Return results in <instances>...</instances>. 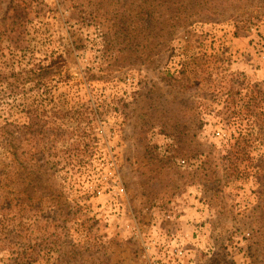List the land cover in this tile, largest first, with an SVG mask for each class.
<instances>
[{"label": "rangeland", "instance_id": "obj_1", "mask_svg": "<svg viewBox=\"0 0 264 264\" xmlns=\"http://www.w3.org/2000/svg\"><path fill=\"white\" fill-rule=\"evenodd\" d=\"M143 1L0 0V180L12 133L28 187L0 182V264H148L166 227L189 235L185 264H264V78L247 71L264 0L162 34L128 19Z\"/></svg>", "mask_w": 264, "mask_h": 264}, {"label": "trees", "instance_id": "obj_2", "mask_svg": "<svg viewBox=\"0 0 264 264\" xmlns=\"http://www.w3.org/2000/svg\"><path fill=\"white\" fill-rule=\"evenodd\" d=\"M214 1L217 0H144L142 2L143 4L136 8H132L126 13L128 14L129 20L131 16L136 18L141 17L143 21L149 23V26L144 30L145 33L154 27V22H156V28L158 30L155 32L160 31L162 34L165 27L164 22L171 23V29L177 31V29L184 28L193 22H206L221 18L226 15L227 11L233 9L231 5L230 9L222 10L221 14H219L216 11L217 5ZM249 2L250 0H245L244 3L247 4ZM233 4H236V2ZM234 9H239V7L234 6ZM8 137L7 140L1 143H6L12 138L10 142L12 148V150L10 149V157L13 162L17 164V172L13 177H10L9 174L4 172L1 176H5V178L4 180H0V182L2 183V187H5V185L9 183L8 188H12L11 191H13L10 195L17 201H20V199L25 197L28 189L25 183L27 182V178L23 176L25 174V168L21 163L24 158V154H22L23 147H21V144L15 138V135L9 133ZM3 181H7V183L5 184Z\"/></svg>", "mask_w": 264, "mask_h": 264}, {"label": "built area", "instance_id": "obj_3", "mask_svg": "<svg viewBox=\"0 0 264 264\" xmlns=\"http://www.w3.org/2000/svg\"><path fill=\"white\" fill-rule=\"evenodd\" d=\"M217 136L220 137L221 134L218 133ZM153 141L156 143L157 139L155 138ZM197 208L199 211L204 212V208L201 207V204H199ZM170 210H173L175 213L171 214L169 211L165 218L166 222L170 221V227L172 228L174 227L173 222L174 224H178L183 220V215H178L174 206H172ZM152 236H155V242L153 243H147L142 240L144 243V246L142 247L148 254V264H185L190 254L187 247V244L189 243V235L186 234L185 229L172 228L171 230L169 227H166L160 229ZM184 244H186V247ZM138 245L141 246L142 243L139 242Z\"/></svg>", "mask_w": 264, "mask_h": 264}, {"label": "crops", "instance_id": "obj_4", "mask_svg": "<svg viewBox=\"0 0 264 264\" xmlns=\"http://www.w3.org/2000/svg\"><path fill=\"white\" fill-rule=\"evenodd\" d=\"M244 60H246V59H244ZM248 62H250L254 65V67H251V68L247 66V69H248L247 71H249V74L255 78H261V79L264 78V65L261 67V66H259L260 64H258V63L256 64V62H254L252 60H250ZM238 63L240 65V59H238Z\"/></svg>", "mask_w": 264, "mask_h": 264}]
</instances>
